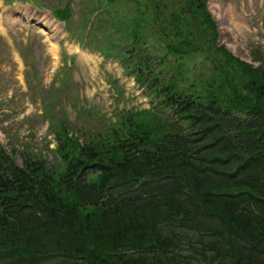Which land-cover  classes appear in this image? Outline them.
I'll list each match as a JSON object with an SVG mask.
<instances>
[{"label": "trees", "instance_id": "16d2710c", "mask_svg": "<svg viewBox=\"0 0 264 264\" xmlns=\"http://www.w3.org/2000/svg\"><path fill=\"white\" fill-rule=\"evenodd\" d=\"M191 1L173 15L158 3L154 24L141 13L129 51L148 48L145 28L163 44L204 27L214 72L201 92L150 54L133 65L149 110L124 112L98 141L62 139L55 164L18 165L0 147V264H264V66L213 48L215 24ZM187 36L179 44L205 48Z\"/></svg>", "mask_w": 264, "mask_h": 264}, {"label": "rangeland", "instance_id": "374dc122", "mask_svg": "<svg viewBox=\"0 0 264 264\" xmlns=\"http://www.w3.org/2000/svg\"><path fill=\"white\" fill-rule=\"evenodd\" d=\"M66 1L74 14L86 9L82 5L76 7L75 0ZM135 1L138 0L130 2V8ZM203 2L216 27L217 46L213 48L223 47L232 57L253 67H263L264 0ZM77 19L79 16L71 20L75 24ZM33 21L40 22L42 27L32 24ZM203 29L194 23L185 26L179 36L173 38L182 44L190 39L187 34L192 31L191 40L210 49L206 41L210 40V33ZM150 31L149 42L154 43L156 26ZM77 33L84 35L82 31ZM69 34L64 26L54 23L45 14L34 12L31 7L0 4V35L3 37L0 40V147L3 152L14 155L18 165L20 154L46 161L47 165L58 163L59 159L54 158L57 140L73 137L80 145L98 141L115 128L121 113L149 110L144 92L123 74L118 59L111 56L103 59L98 52L92 53L96 52L94 46L99 45H96L98 41L86 40L84 47L88 51L82 48L73 52L72 46L78 38L72 35L66 41ZM53 44H59L60 50ZM181 44H178L179 54L168 53L167 59L172 67L177 64L182 68V74L177 77L179 86L201 92L203 83L208 81L204 79L212 78L210 67L205 65L202 55ZM158 54L162 56L161 52ZM214 80L225 86L222 73ZM227 89L225 86L224 92L229 95Z\"/></svg>", "mask_w": 264, "mask_h": 264}]
</instances>
